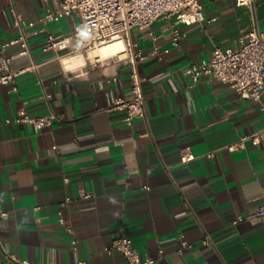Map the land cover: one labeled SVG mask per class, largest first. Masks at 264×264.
Returning <instances> with one entry per match:
<instances>
[{
    "label": "crops",
    "instance_id": "obj_1",
    "mask_svg": "<svg viewBox=\"0 0 264 264\" xmlns=\"http://www.w3.org/2000/svg\"><path fill=\"white\" fill-rule=\"evenodd\" d=\"M199 1L204 21L160 19L131 31L144 54L146 118L128 126L125 112L112 110L132 96L124 55L69 72L67 53L58 58L43 48L49 33L79 42V18L44 23L59 0H0V49L8 45L11 72L26 70L0 85V209L9 214L0 218L4 264L12 257L128 264L106 251L121 236L157 264H264V221L234 224L264 207V142L240 147L264 129V95L253 102L219 80L193 85L186 74L216 47H237L243 32L264 33V0L253 12L236 0ZM13 11L34 23L24 27L31 55L11 45L20 32ZM175 29L182 34L177 46ZM23 115L56 120L39 129L16 121ZM185 152L195 159L183 163ZM82 192L92 197L80 199ZM183 242L191 247L180 252Z\"/></svg>",
    "mask_w": 264,
    "mask_h": 264
},
{
    "label": "built area",
    "instance_id": "obj_2",
    "mask_svg": "<svg viewBox=\"0 0 264 264\" xmlns=\"http://www.w3.org/2000/svg\"><path fill=\"white\" fill-rule=\"evenodd\" d=\"M47 1V0H44ZM259 0H236L239 7H247L254 11ZM60 6L56 11H48L43 17L44 23L59 22L64 17H77L80 23L76 27L79 35V42L75 43L71 37L56 36L48 34L43 50L53 51L59 58L61 53L68 55L87 53L107 42L118 37H122L126 44L124 60L131 69L132 96L130 98H119L112 110H122L125 112V122L132 126L136 119L146 118V103L143 91V81L139 73V64L144 60V54L139 45L131 38L133 29L145 30L150 28L154 22L160 19L170 20L176 18L179 23L193 24L205 20L202 4L199 0H59ZM16 24L19 27V36L11 42V45L21 44L22 54H30L27 36L24 32L25 25L29 24L15 11ZM182 34L179 30H174L173 44L179 45ZM8 45H3L0 49V85L13 83L16 77L25 72H11V57L6 54ZM120 58L119 56H116ZM32 66L30 69H34ZM193 85L200 82L204 77L219 80L228 84L242 98L250 99L253 102H261L264 95V33L258 28H253L243 32L237 47L221 48L216 47L210 60L200 64L191 65L187 71ZM264 110V105H262ZM56 118L32 119L28 115H23L17 122L31 123L42 129L50 126ZM250 141L257 146L264 142V129L244 137L240 142L243 147ZM232 150L236 146L231 147ZM195 156L190 152H185L181 156L183 163L190 162ZM92 194L82 192L80 199H89ZM8 212L0 209V218L7 219ZM257 219L264 221V207L247 218L239 217L234 224ZM60 223L64 224L63 217ZM209 239L204 240L208 244ZM77 248V241L73 242ZM187 242L182 243V248H190ZM106 251L109 254L117 252L121 254L128 264H157V260L149 255L141 254L133 245V241L121 236L116 239L111 247ZM10 264H29L28 262H18L14 257L9 258ZM0 264H4L0 260ZM77 264H87L86 261H79Z\"/></svg>",
    "mask_w": 264,
    "mask_h": 264
},
{
    "label": "bare ground",
    "instance_id": "obj_3",
    "mask_svg": "<svg viewBox=\"0 0 264 264\" xmlns=\"http://www.w3.org/2000/svg\"><path fill=\"white\" fill-rule=\"evenodd\" d=\"M85 56L83 53L65 56L62 60L69 72L82 68L87 61H103L116 56L122 57L126 50V44L122 37L107 42Z\"/></svg>",
    "mask_w": 264,
    "mask_h": 264
},
{
    "label": "rangeland",
    "instance_id": "obj_4",
    "mask_svg": "<svg viewBox=\"0 0 264 264\" xmlns=\"http://www.w3.org/2000/svg\"><path fill=\"white\" fill-rule=\"evenodd\" d=\"M94 50H90V51H88L87 53H83V54H85V56L86 55H88L89 53H91V52H93ZM80 53H82V52H80Z\"/></svg>",
    "mask_w": 264,
    "mask_h": 264
}]
</instances>
